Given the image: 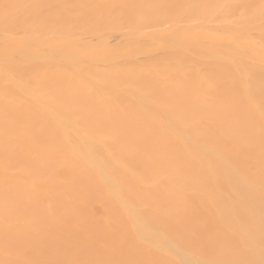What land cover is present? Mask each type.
<instances>
[{
    "label": "bare ground",
    "instance_id": "obj_1",
    "mask_svg": "<svg viewBox=\"0 0 264 264\" xmlns=\"http://www.w3.org/2000/svg\"><path fill=\"white\" fill-rule=\"evenodd\" d=\"M0 264H264V0H0Z\"/></svg>",
    "mask_w": 264,
    "mask_h": 264
}]
</instances>
